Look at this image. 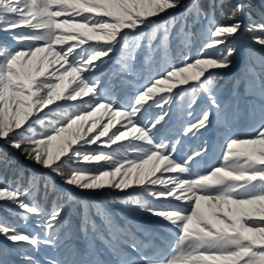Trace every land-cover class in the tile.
I'll return each instance as SVG.
<instances>
[{
  "label": "snow or ice",
  "instance_id": "1",
  "mask_svg": "<svg viewBox=\"0 0 264 264\" xmlns=\"http://www.w3.org/2000/svg\"><path fill=\"white\" fill-rule=\"evenodd\" d=\"M226 2L210 0L205 11L200 0H0V32L17 45L0 44V141L66 185L117 190L167 222L156 232L120 224L100 204L90 207L72 192L58 193L46 211L35 195L40 178L29 175L22 187V170L0 151V166L14 169L17 183L0 184V202H6L0 207L15 205L24 222L17 227L0 219V236L12 245L0 248V264H13V251L23 264H39L28 248L42 245L56 253L45 264H264V14L257 22L251 5L238 0L225 17L233 22H217L215 12ZM188 16L207 21L195 56ZM245 32L256 49L247 53L244 78L232 82L234 104L225 106L219 70L232 67L238 50L227 45ZM141 52L135 95L122 104L115 98L118 85L102 69L118 55V74L134 76ZM241 85L260 102L258 109L251 105L259 121L254 133L229 137L219 166L204 171L198 166L207 145L178 158L181 141L167 135L176 98L187 97L189 117L198 100L207 99L182 127L184 136L196 137L214 118L238 114ZM153 108L159 112L145 116ZM37 124L50 129L38 133ZM43 180L55 191L46 174ZM74 202L81 208L80 230L90 237L83 250L70 245L65 231ZM29 220L42 231H29Z\"/></svg>",
  "mask_w": 264,
  "mask_h": 264
},
{
  "label": "trees",
  "instance_id": "2",
  "mask_svg": "<svg viewBox=\"0 0 264 264\" xmlns=\"http://www.w3.org/2000/svg\"><path fill=\"white\" fill-rule=\"evenodd\" d=\"M238 0H235V3H237ZM245 3H249L251 5V12H252V18L256 20L257 22H260L262 14H264V3L261 2V0H244ZM210 0H200V4L202 8L205 11H208ZM235 6V5H234ZM233 7L231 6V0H227L223 11L217 9L215 12V20L217 22H223V23H232L233 21L226 20V15L231 11ZM260 14V15H259ZM188 23L189 26L192 29V32L196 34V39L192 42L190 46V52L192 56L196 55L197 50L201 47V38L200 34L206 30L207 27V21L203 18V16L200 17L199 21H195L194 17L188 16ZM244 24L247 25L249 23L247 18H243ZM9 44L14 47L17 45H14V42L11 40L10 36L5 32H0V44ZM175 41L173 42V48H175ZM227 47H236L238 52L237 54L232 58L233 63L238 62V66H240L239 69H237L234 73L230 75V79H227L224 77V71H220L221 78L219 79V88H218V97L222 103L225 104V106L233 105L234 104V89H233V81L241 80L244 78V73L246 71L245 69V63H246V56L249 51V49H256V46L252 44L251 46V37L250 34L245 32L240 37H238L235 41L229 42ZM140 56H143V52H141ZM241 57V60H240ZM117 58L114 59V61L110 64L111 72L109 73L108 80H111L112 82L116 83L120 90H124L128 93L129 96L135 95V81L139 78L140 72L139 69H137V72L134 76L132 75H125V74H118V65L116 63ZM138 59V58H137ZM142 61H140L139 66L141 67ZM234 67V68H236ZM109 68V69H110ZM241 72H239V70ZM225 70V69H223ZM259 71V69H257ZM119 78V80H117ZM122 80H124V85ZM230 81V84L226 87H224V84L226 82ZM118 91V90H117ZM116 99L119 100L122 104H129L132 101L131 99H127L126 101H122V99L119 98V93L116 94ZM187 97H177L176 103L177 105H180L183 110V104L184 101H186ZM179 101V103H177ZM238 103H239V112L234 118H230L228 120L216 119L214 124L212 126H209L207 130H202V132L197 135L194 142V149L199 147L201 144L207 145L208 142L212 145L211 150L209 151L208 155L201 161V163H206L207 165L217 163L221 160L222 152L224 149L225 141L232 136H239L240 138H247L250 137L254 130L259 123L258 120L255 122L253 121L252 117V111H251V105H256L257 109L259 108L260 102L258 100L252 99L245 95L243 85H241L240 95L238 97ZM208 101L206 98L201 97L197 105L194 106V111H197V113L191 117H189L185 111H182L181 114L184 115V122L185 124L190 119H195L200 111L201 108L204 106H207ZM175 118L174 116H172ZM57 117L53 116L52 119H56ZM174 124H177V119L174 120L172 127ZM35 130L38 133H46L50 129V125L48 127H45L42 124H37L34 126ZM213 127V128H211ZM182 133V128L179 131ZM211 133L215 134V139L213 141L208 140L207 136H209ZM181 134H178L177 136H174L173 139L180 138ZM190 138V137H189ZM180 140V139H179ZM190 142L188 141H181V145L179 147V151H182L183 156L185 153L189 151L190 148ZM95 147V146H93ZM115 147V146H114ZM185 147V149H183ZM107 150V149H104ZM0 151L6 152L10 159L14 160L16 162L15 167L19 168L23 172V177L20 179L19 183L22 187L27 186V178L29 175H33L35 177L40 178V185L39 190L36 192V199L39 200L42 207L46 211H51L54 204L57 202V194L60 192H72L76 195L77 200H85L89 202V205L93 204H100L108 213H111L112 216L115 218L117 223L120 224H132V225H142L145 229L156 232L159 231L161 228V224L167 225V222H162L160 218L149 215L145 211H141L138 208L132 206L127 201V197L125 193L119 192L117 190H111V189H105L102 192H95V193H88L84 194L79 189H76L72 186L66 185L59 176H57L54 173H49L47 169L42 168L40 165L35 164L31 160H26L23 155L15 152V149L9 147L7 144H5L3 141H0ZM200 163V164H201ZM201 166L199 165L198 168ZM47 175L48 183L49 185H55V191L45 189L43 184V176ZM7 183L11 187H16V173L14 169L5 168L3 166H0V184ZM58 184H61L64 188L58 187ZM47 192V194H45ZM0 203H6V202H0ZM18 208H16L15 205L8 206L7 209L0 207V219L6 220L9 223H12L16 225L17 227L23 226V221L19 218L17 215L18 212H20ZM96 224L103 228V224L101 223V220L99 217H94ZM66 220V227L65 231H67L70 235V245L74 247L75 249L83 250L85 246L88 243V240L90 237H86L80 230L81 227V208L78 202L72 203L66 212L65 215ZM27 228L31 232H40L42 231L40 228L37 227L36 221L29 220L27 223ZM163 235V233H161ZM143 238V237H141ZM7 247L9 249L12 248L11 242H8L4 240L2 236H0V248ZM29 254L35 257L37 261H39V264H45V261L48 257H52L56 255L55 251L48 247V246H41L39 251L32 250L31 247L28 248ZM9 259L13 261V264H23V261L20 258V254H17L16 252H10Z\"/></svg>",
  "mask_w": 264,
  "mask_h": 264
},
{
  "label": "rangeland",
  "instance_id": "3",
  "mask_svg": "<svg viewBox=\"0 0 264 264\" xmlns=\"http://www.w3.org/2000/svg\"><path fill=\"white\" fill-rule=\"evenodd\" d=\"M186 2H187V0H186ZM234 5H235V0H231V6L232 7H234ZM180 12H183L184 11V9H180L179 10ZM260 15V14H259ZM261 16V15H260ZM251 46H252V43H251ZM139 57V56H138ZM137 57V58H138ZM240 60H241V57H240ZM238 65V62L237 63H233L232 64V67L230 68V69H225V70H219V71H224V77H226L227 79H230V75L232 74V73H234L237 69H239L240 68V66H238V67H236ZM234 67H236V68H234ZM241 70L242 69H240L239 70V72H241ZM242 80V79H241ZM230 84V81H228V82H226L225 84H224V87H226L227 88V86ZM117 93H119L120 94V96H121V98H125L126 97V92H124V91H122V90H119V91H117ZM150 115H153V112H150V114H149V116ZM55 117H58V114H56V115H54ZM207 146H209V145H207ZM183 149H185V147H183ZM180 150V149H179ZM185 150H187V149H185ZM15 152L16 153H18L16 150H15ZM19 154V153H18ZM180 155H182V151H179V153H178V157L180 156ZM202 167H205V165H202ZM58 187H60V188H64L63 186H61V184H58ZM111 190H114V189H111ZM84 194H88V193H92V192H87V191H85V192H83Z\"/></svg>",
  "mask_w": 264,
  "mask_h": 264
}]
</instances>
